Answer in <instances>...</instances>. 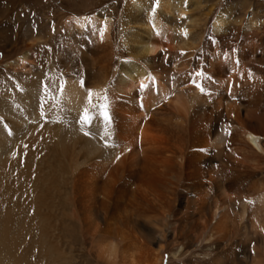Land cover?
I'll use <instances>...</instances> for the list:
<instances>
[{"label": "bare ground", "instance_id": "bare-ground-1", "mask_svg": "<svg viewBox=\"0 0 264 264\" xmlns=\"http://www.w3.org/2000/svg\"><path fill=\"white\" fill-rule=\"evenodd\" d=\"M107 1L0 15V264H264V0Z\"/></svg>", "mask_w": 264, "mask_h": 264}, {"label": "rangeland", "instance_id": "rangeland-1", "mask_svg": "<svg viewBox=\"0 0 264 264\" xmlns=\"http://www.w3.org/2000/svg\"><path fill=\"white\" fill-rule=\"evenodd\" d=\"M37 2L38 4H35V2ZM44 0H29V2L28 1H26V0H23V3H22V5H25V4H29V11H30V16H29V19H30V21H32L33 23H35V25H37V27H39V25H41L40 23L42 22V20L44 19L43 18V14H45L46 16H47V14L46 13H49V14H51V13H54L55 11H58V8L57 7H55L52 3H51V8L50 9H48L47 7H48V5L46 6L45 4H44V2H43ZM46 1V0H45ZM114 1L115 0H109V1H107V2H102L101 4H100V8H103V7H105V6H107L108 4L109 5H112L113 3H114ZM40 2V3H39ZM221 2L223 3L224 2V0H221ZM8 3H10V4H12V6L10 7V8H12L11 9V11H10V16H12V14L14 13L13 11H16L17 10V12L20 14V12H21V14L19 15L17 12V15H19L20 16V18L21 19H24V18H26V16H24L23 17V14L25 15V13H26V15L28 14L27 12H23V11H20V8H22L23 6L21 5V1L20 0H0V5H2V6H0V15H3L4 13H5V4H8ZM35 4V5H34ZM14 5V6H13ZM20 5V6H19ZM4 6V7H3ZM50 6V5H49ZM65 6H68V5H66L65 4ZM71 6H73V5H71ZM20 7V8H19ZM69 7H70V5H69ZM54 8V9H53ZM57 8V9H56ZM38 10V11H37ZM44 11V12H43ZM2 13V14H1ZM42 14V15H41ZM31 15L33 16V18L31 17ZM260 16H264L263 14H259ZM35 19H37L38 20V22H35L36 20ZM26 20V19H25ZM40 22V23H39ZM37 23V24H36ZM210 23V22H209ZM209 25V24H208ZM117 33H118V31H117ZM6 34H7V32H6ZM115 34H116V31H115ZM44 57H46V55H44ZM75 239V240H74ZM73 240H72V244H73V246L75 247V249H77V251H80V244H79V239L78 238H74ZM76 255H78V257H77V259L78 260H81V258L79 257V256H81V254H76ZM78 264H80V263H78Z\"/></svg>", "mask_w": 264, "mask_h": 264}, {"label": "snow or ice", "instance_id": "snow-or-ice-1", "mask_svg": "<svg viewBox=\"0 0 264 264\" xmlns=\"http://www.w3.org/2000/svg\"><path fill=\"white\" fill-rule=\"evenodd\" d=\"M101 35H103V31H101ZM233 51H235V50H233ZM181 54L183 55L184 53H181ZM195 76L198 77V78L199 77H203L204 76V73L198 71V72L195 73ZM148 79H150L153 84L155 83V80L152 79L151 77H149ZM193 84H194L195 88H197L201 93H204L205 92V88H204V86L201 83L196 82V81H193ZM148 87H150V85L145 84L143 82L140 84V90L141 91H143L144 89H146ZM92 95H93L92 91L89 90V92H88V100H89V103H91ZM105 99H107V97H105ZM100 109H101V114H102L105 122L106 123H109L110 122V116H109V112L107 110L108 109V105L107 104H101L100 105ZM43 116H44V113H43V111H41V118H43ZM80 121L84 125H87V124L90 123L91 117L88 115V109H85L84 110V113L80 116ZM84 134L85 135H88L87 132H85ZM107 146H108L107 145V141H105V147H107ZM116 159L119 160L120 159V156H117ZM262 231H264V229H262Z\"/></svg>", "mask_w": 264, "mask_h": 264}]
</instances>
